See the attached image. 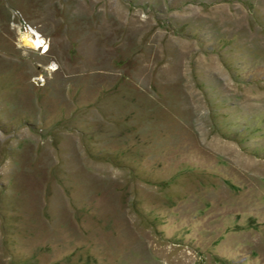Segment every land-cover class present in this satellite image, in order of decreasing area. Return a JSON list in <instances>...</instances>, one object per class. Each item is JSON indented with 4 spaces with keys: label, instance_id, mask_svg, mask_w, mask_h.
<instances>
[{
    "label": "rangeland",
    "instance_id": "rangeland-1",
    "mask_svg": "<svg viewBox=\"0 0 264 264\" xmlns=\"http://www.w3.org/2000/svg\"><path fill=\"white\" fill-rule=\"evenodd\" d=\"M0 264H264V0H0Z\"/></svg>",
    "mask_w": 264,
    "mask_h": 264
},
{
    "label": "bare ground",
    "instance_id": "bare-ground-1",
    "mask_svg": "<svg viewBox=\"0 0 264 264\" xmlns=\"http://www.w3.org/2000/svg\"><path fill=\"white\" fill-rule=\"evenodd\" d=\"M22 39L27 45L29 46L31 45L34 48L41 46L40 39H34V38L32 39L28 33L25 34ZM44 48H45L44 51H47L49 49L47 44H45Z\"/></svg>",
    "mask_w": 264,
    "mask_h": 264
},
{
    "label": "built area",
    "instance_id": "built-area-1",
    "mask_svg": "<svg viewBox=\"0 0 264 264\" xmlns=\"http://www.w3.org/2000/svg\"><path fill=\"white\" fill-rule=\"evenodd\" d=\"M28 26V28L30 29V32H31V36H32V38H34V39H40V44H41V46H39V47H37L38 49H40V52H45L44 51V47H45V44H47L46 43V41L43 39V37H41V34L40 33H38V32H36V30H31V27L29 26V25H27Z\"/></svg>",
    "mask_w": 264,
    "mask_h": 264
}]
</instances>
